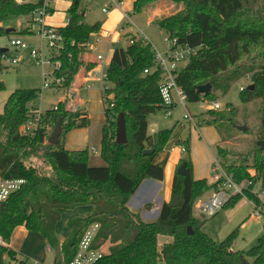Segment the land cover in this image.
Returning <instances> with one entry per match:
<instances>
[{"label": "trees", "instance_id": "obj_1", "mask_svg": "<svg viewBox=\"0 0 264 264\" xmlns=\"http://www.w3.org/2000/svg\"><path fill=\"white\" fill-rule=\"evenodd\" d=\"M75 1L68 11L69 23L59 29L63 46L52 54V59L60 63L55 73L65 78L64 88L71 90V97L80 73L86 77L97 66L86 58L89 53L86 45L102 27L101 23H85V16L78 12L81 0L78 5ZM159 1L133 0L134 12L142 13ZM171 1L176 4V12L157 19L156 24L170 38L201 47L178 78L189 104L197 103L202 96L215 100L218 92L226 95L236 82L250 76L254 88L241 91V100L261 104L259 130L246 133L251 135L250 150L229 151L233 134H223V125L229 127L230 133L231 129L237 130L238 108L206 112L200 115V125L215 127L221 137L217 156L225 171L244 187L245 197L264 210L259 195L252 191L259 185L260 192H264V151L258 146V142L264 141V0ZM38 7V3L30 0H0V37L11 35L6 33V22L30 15ZM14 33L29 35L26 30ZM13 56L11 50L0 48V77L9 68L3 58ZM153 66L150 42L139 39L128 47L114 48L106 73V83L114 97L105 108L100 156L106 165L101 167L90 165L88 149L70 151L64 146L68 132L89 126L87 112H74L73 104L70 106L66 98L43 114L44 127L36 136L25 137L20 134V128L31 120L29 103L37 102L42 90H15L9 96L0 113V177L24 179L26 184L0 204V236L7 245L15 231L23 227L40 235L53 248L58 245L56 230L62 212L89 208L91 213L87 218L68 222L69 236L61 246L63 260H56L55 264L70 263L86 229L94 223L101 226L94 246L108 245L106 255L95 264H264V235L259 245L244 252L233 250L236 231L220 244L203 232V222L194 217L193 209L196 201L214 185L209 186L207 179H194L189 158L180 163V166L187 164L186 175L176 174L174 178L172 196L179 198L176 208L165 203L159 219L150 223L129 210L128 201L144 180L163 181L164 169L154 160L177 127L153 136L148 133L149 117L163 109L160 73L155 70L144 74ZM205 85H211V90L202 95L199 88ZM4 89L0 79V92ZM120 114L125 116L127 124L126 145L116 143V121ZM59 120L63 132L59 143L53 146L48 139ZM178 145L189 148L187 142L180 141ZM146 150H153L154 154L144 156ZM33 158L46 163L48 170L34 165ZM241 198L234 197L225 208L234 207ZM160 236L170 237L172 242L160 249ZM5 254L12 260L25 257L18 260L19 264L28 260L17 251L2 247L0 264H5L2 259Z\"/></svg>", "mask_w": 264, "mask_h": 264}, {"label": "rangeland", "instance_id": "obj_2", "mask_svg": "<svg viewBox=\"0 0 264 264\" xmlns=\"http://www.w3.org/2000/svg\"><path fill=\"white\" fill-rule=\"evenodd\" d=\"M31 2H36L38 0H30ZM89 0H81L78 12L80 14L85 13L84 21L89 25L95 23H101V31L109 33V39L104 40L105 42L100 47V52L107 57L114 49V46H110L109 42L115 38L116 35H121V44L123 47L127 44V38L131 35H137L143 33V35L151 43L153 49L158 52H164L166 50V44L164 42L165 34L156 24V20L165 17V13H171L168 10L173 4L171 0H160L155 4L154 7H150L142 13L134 14L132 16L133 24L131 26L126 23L121 26L119 23V18L121 11L117 9L111 10L109 15H106L102 12V9L108 5L109 0H93L91 4H88ZM72 1L69 2H58L59 10L54 13L52 21L62 24L63 26L67 25L69 20V9L72 6ZM131 3V2H130ZM176 8H174L175 11ZM162 12L160 16L155 17L156 12ZM152 18L153 23H150ZM22 17L18 19H12L6 22L5 27L9 29H15L17 31L23 32L21 30V24L23 23ZM104 26V28H103ZM130 32V35H125L127 32ZM27 32V31H26ZM11 36H15V33L0 37V48L9 49L13 52V48L10 46ZM21 39L25 40L28 44L32 46L41 47L42 52L41 56L46 59L45 64H37L31 58L29 50H21L18 53L15 52V56H19V63L13 65L11 63L5 62L9 68L4 71L0 79L5 84V89L0 92V113L3 112L5 103L9 96L15 90L22 89H40L42 90L40 98L36 102L37 107L42 113H46L48 110L53 109L57 106L60 101H64L66 98L70 101V106L73 103L79 104V102L71 100V90L63 89L55 91L54 89H44V73L50 71V67L47 64V59H49L48 49L45 44L42 45L38 36H21ZM108 53V54H107ZM111 57V54H110ZM99 67V66H98ZM97 67V68H98ZM94 85L95 87L88 88L89 90L75 89L79 93V101L81 102V111L87 112L90 116V124L86 128H77L68 132L64 136V146L69 150H89V161L93 166L101 167L105 166V162L101 161L100 157V142L102 136V126L105 123V103L100 92V81L99 77H95L93 81L88 82V85ZM87 85V86H88ZM251 86L250 76H246L236 82L228 94L222 95L221 92H218V99L224 105V108L221 111H224L227 107L234 106L239 109V115L237 116L238 127H247L245 132L240 131L239 128L231 129V133L228 131V126L223 125V134L228 136L232 135L234 138L230 141L229 151L237 153L239 151H248L251 148V135L246 134L247 131L257 132L260 128V119H259V107L260 101H254L245 103L241 100V88L247 89ZM85 87V86H84ZM185 108L178 106L174 109V115L172 118L166 116L165 110H159L156 114H153L149 117V128L148 133L150 136L167 129H172L175 125L177 128L174 131V135L171 138V141L176 142V137L180 135L182 139L187 141L189 134L191 133L192 138H197L202 148L205 149L206 138L210 141V136L206 133L209 131L212 135H216L215 127L209 130L208 126L200 125V115L204 114V110L199 107L196 103L189 104L188 110L191 115L195 118L196 127H192L189 124L181 119V115L184 113ZM177 122H179L177 124ZM228 124V123H226ZM203 135L200 136L202 133ZM226 128V129H225ZM217 131V130H216ZM215 134H212V133ZM205 133V135H204ZM206 136V137H205ZM220 136V135H219ZM201 137V138H200ZM187 138V139H185ZM221 138V137H220ZM172 142V143H173ZM95 148L97 153H94L92 149ZM212 152L214 156L217 155L216 147L212 146ZM188 155V153L186 154ZM31 162L36 165L45 168L48 170V166L42 160L34 159ZM90 164V165H91ZM91 165V166H92ZM212 176V174H211ZM250 187V186H248ZM257 186H255L252 191L258 194L259 189L256 192ZM259 195V194H258ZM199 202V201H196ZM195 209V210H194ZM193 209L194 215L203 222L202 230L209 237H211L215 242L220 244L231 232H237V240L233 247L234 251H249L253 247L259 245L260 238L264 235L263 225L264 220L258 219L257 214L254 210V206L251 201L246 197H243L238 201V203L231 208H224L217 215L212 218L203 219L199 215L197 210V205ZM89 216V211L86 208H80L71 211H63L62 219L56 230V236L58 240H63L68 235L67 224L70 220L87 218ZM23 230L20 229L12 236L11 241L8 245L18 246L27 254L29 258V264H32L33 261H38L42 259V264H55V261L58 262L63 260V255L61 252V247L56 245L53 247V251L47 250L48 242L44 241L41 236L37 234H25L21 235L20 233ZM162 237L159 239V242H162ZM26 256V255H25ZM40 258V259H39ZM252 261L251 258L248 259ZM159 264H163L160 262Z\"/></svg>", "mask_w": 264, "mask_h": 264}, {"label": "built area", "instance_id": "obj_3", "mask_svg": "<svg viewBox=\"0 0 264 264\" xmlns=\"http://www.w3.org/2000/svg\"><path fill=\"white\" fill-rule=\"evenodd\" d=\"M59 0H38L39 7L32 12L30 15L22 17L23 29L26 30L29 35L38 36L42 45L45 44L48 49L47 64L50 67L49 72L44 73V89H54L55 91L63 90L65 84V78L56 75L55 71L60 67V63L52 59V54L58 52L63 46L64 38L60 33V28L53 26L48 22L49 18L55 11V7ZM68 1L69 0H64ZM73 3V0H71ZM131 2V3H130ZM117 9L121 11V24L126 23L131 26L133 24L132 16L135 14L132 5V0H109L102 12L106 15L110 14L111 10ZM69 23V20L67 24ZM109 33L100 31L92 35L90 41L86 45L88 52L93 53L96 56V64L98 68L92 69L86 76V81H93L95 77H99L100 91L102 94L103 101L109 106L110 101L114 97V93L106 83V73L110 63L100 52V45L104 40L109 39ZM135 37V38H134ZM141 39L142 42L148 43V39L139 33L137 35H131L127 38L128 45L134 44L136 40ZM164 42L166 44V50L164 52H158L153 49V68L146 69L144 74H150L153 71L160 73V94L162 97V110H165L166 116L172 118L174 115V109L178 106L185 108L184 113L181 115V119L189 124L190 127L193 125L196 127L195 118L191 115L188 110V100L183 88L178 83V78L189 64V62L198 54L201 47H193L189 43H182L178 39L170 38L165 35ZM121 39H112L109 42L110 46L114 48L119 47ZM10 46L13 48L14 56L3 58L4 63L8 62L13 65L19 63V56H15V52L21 50H29L31 58L36 61L37 64L43 65L46 62L45 57L41 56L42 46L36 47L28 44L21 37L14 38L10 41ZM114 50V49H113ZM94 87V85H88L87 88ZM243 91L244 89L241 88ZM78 91V90H76ZM73 90L71 100L74 102L78 101L79 104L73 103V111H81V102L79 101V93ZM204 95V94H202ZM199 105L204 112H219L224 108V105L220 99L210 100L205 96H202L196 103ZM29 112L31 113V120L26 122L20 128V134L25 137H34L38 134L39 130L44 127L42 118L43 114L37 107L36 102L29 103ZM181 152L187 154V147L180 145ZM92 151L97 153L96 149ZM211 183L214 185L212 194L203 201H199L197 210L199 215L203 219L212 218L223 210L234 197L243 196L245 197L244 187L236 183L233 175L228 174L222 164L219 157H214L212 165V176ZM26 184L24 179H5L0 177V204L10 198L12 194L22 189ZM264 196V192H260ZM260 196V195H259ZM256 214L258 219L264 218V210L262 208H256ZM100 224L94 223L90 225L80 242L78 243L75 255L69 264H95L98 260L102 259L106 254L100 247H95L96 237L100 230ZM2 247L10 248L0 236V249ZM50 250V249H49ZM19 259L12 260L8 255L2 257L5 264H19L18 260H25V257L18 256ZM29 258L24 264H29ZM1 263V262H0ZM32 264H41L38 261H33Z\"/></svg>", "mask_w": 264, "mask_h": 264}, {"label": "crops", "instance_id": "obj_4", "mask_svg": "<svg viewBox=\"0 0 264 264\" xmlns=\"http://www.w3.org/2000/svg\"><path fill=\"white\" fill-rule=\"evenodd\" d=\"M60 1L66 2L64 0H59L58 2H60ZM89 1H91V0H89ZM37 2L38 1L33 2V3H37ZM92 2H93V0H92ZM58 5H56L54 13H56L59 10ZM132 5H133V0H132ZM174 8H175L174 6H171L170 8H168V10L170 9L169 11H171V9H172V11H171V13H165L164 14L165 17L174 14L176 12V9L174 11ZM54 13L49 18L48 22L50 24H52L53 26H56V27H59V28L65 27L66 25L63 26L60 23L52 21ZM161 13L162 12H160L158 10V12H156L157 15L155 17H157V16L159 17L160 16L159 14H161ZM119 22H120L119 24L121 26H123V24H121V14H120ZM150 23H153L152 18H151ZM21 27H22L21 30H24L22 24H21ZM103 28H104V26H103ZM7 29H9V28H7ZM15 31H17V30H15ZM130 32H132V31L127 32L125 35H130L131 34ZM26 36H30V35H26ZM11 37H12V39H14V38L21 37V36H17L16 35V37L15 36H11ZM118 38L121 39V35L120 36L116 35L114 39H118ZM100 47H101V45H100ZM119 47H123V46L119 45ZM113 51L111 53H109V54L107 53L108 54L107 60H108L109 63L111 62V59H112V56H113ZM110 54H111V57H110ZM86 58L88 60H90V61L96 62V56L93 53L89 52L86 55ZM96 67H98V66H96ZM85 78L86 77H84V75L82 73H80V75L77 77V83H76L77 87H76V89L80 90V89L83 88V90H89L87 88L88 82L86 81ZM88 117H90V116L88 115ZM178 123L179 122H177V124ZM208 128H209V130H211V128H213V127L212 126H208ZM215 132H216V135L215 136L214 135L211 136V133H209V131H206V133L210 136V141L206 138L205 149L202 148V146L199 143L197 138H194V140H193L191 133L189 134V136H188L189 139L187 141L182 139V136L179 137L180 135H178L176 137V140H175L176 142H173L170 139V141L168 142L166 147L163 149V151L158 153L156 155V157H155V160H154L155 164L163 167V169H164V179H163V181H156V180H153V179L144 180L142 182V184L140 185L139 189L137 190V192L133 196H131V198L129 199L128 204H127L129 210L134 212V213L139 214L141 219L144 222H146V223L157 221L159 219L160 215H161V211H162V208H163L164 204L165 203H171L172 200H173L172 188H173L174 178H175V176L177 174V170H178V168L180 166V163L184 159H187V158H189L192 161L194 179L196 181L197 180L207 179L208 180V185L209 186L213 185L211 183L213 159H214V157H218V156L217 155L214 156V154L212 152V146L213 147L215 146L216 147V151H217V147L220 145V142H221V138L219 136V133L216 130H215ZM212 134H215V133L213 132ZM173 135H174V132H173ZM202 135H203V128H202V133H200L201 137H202ZM204 135H205V133H204ZM185 139H187V138H185ZM180 141L181 142H187V144L189 146V148L187 149L188 150V152H187L188 155L183 154L181 152L180 145H178V142H180ZM65 149L69 150L66 147H65ZM70 151H78V150H70ZM101 161H103L102 158H101ZM89 163H90V161H89ZM258 189H259L258 194L260 195L259 197L261 199L262 207L264 209V196H262L261 193H260V186L259 185L256 188V192H257ZM212 191H213V189L209 190L203 196H201L197 201L206 200L212 194ZM197 203L198 202H196L195 205ZM251 203L254 206V210L256 211V205L254 204L253 201H251ZM195 205H194V208H195ZM86 209L89 211V215H90V213H91L90 209L89 208H86ZM194 217L197 218L195 215H194ZM262 220H264V218ZM20 229L23 230L20 233L21 235L33 234V233L27 232L26 229L23 228V227L18 228L15 231V233L18 230H20ZM263 230H264V225H263ZM68 236H69V231H68V235L66 236V238H64L63 240H58V244H59L60 247L68 239ZM161 237L163 238L162 242H159V239ZM171 242H172V238H170V237L160 236L158 238V246H159L160 249L165 244L171 243ZM15 243H16L17 247H13V245H10V246L8 245L10 247V249H13V250L19 252L20 254H23L24 256L25 255L27 256V254H25V252L23 250H21V248L18 246L16 241H15ZM100 248H102L104 250L105 254L107 253L108 245L100 247ZM49 249L51 251H53V248L48 244L47 250H49ZM39 262L42 264V259H40ZM163 264H165V263L163 262Z\"/></svg>", "mask_w": 264, "mask_h": 264}, {"label": "water", "instance_id": "obj_5", "mask_svg": "<svg viewBox=\"0 0 264 264\" xmlns=\"http://www.w3.org/2000/svg\"><path fill=\"white\" fill-rule=\"evenodd\" d=\"M75 3L78 5L79 1L76 0ZM92 0L88 2V4H91ZM85 14L82 13V16H84ZM15 30L14 29H7L6 33L7 34H12L14 33ZM129 46V45H128ZM127 46V47H128ZM6 49H2V51H4ZM253 86L250 87L251 90H253ZM211 90V85H205L199 88V93L200 94H208ZM117 130H116V143L118 145H126L128 143V136H127V124H126V120H125V116L123 114H120L117 118ZM240 131L245 132L247 130V127H238ZM63 132V127H62V120H59L54 131L52 132V134L50 135L49 139H48V143L50 145L56 146L59 141H60V137L62 135ZM258 146L264 151V141H260L258 142ZM144 156H150L152 154H154L153 150H146L144 151ZM186 168H187V164L183 163L177 170V174L179 176H185L186 175ZM178 202H179V198L176 197L172 200L171 202V206L173 208H176L178 206ZM188 232L189 234H192V228L189 227L188 228Z\"/></svg>", "mask_w": 264, "mask_h": 264}]
</instances>
